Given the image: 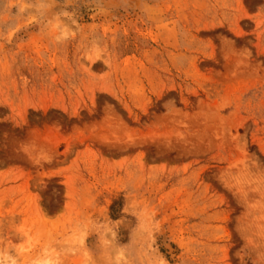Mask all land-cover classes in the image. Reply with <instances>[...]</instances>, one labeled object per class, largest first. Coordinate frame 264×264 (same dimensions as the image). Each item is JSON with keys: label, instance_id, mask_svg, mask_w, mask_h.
<instances>
[{"label": "rangeland", "instance_id": "374dc122", "mask_svg": "<svg viewBox=\"0 0 264 264\" xmlns=\"http://www.w3.org/2000/svg\"><path fill=\"white\" fill-rule=\"evenodd\" d=\"M0 264H264V0H0Z\"/></svg>", "mask_w": 264, "mask_h": 264}, {"label": "bare ground", "instance_id": "6f19581e", "mask_svg": "<svg viewBox=\"0 0 264 264\" xmlns=\"http://www.w3.org/2000/svg\"><path fill=\"white\" fill-rule=\"evenodd\" d=\"M102 9V8H101Z\"/></svg>", "mask_w": 264, "mask_h": 264}]
</instances>
